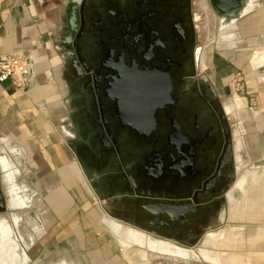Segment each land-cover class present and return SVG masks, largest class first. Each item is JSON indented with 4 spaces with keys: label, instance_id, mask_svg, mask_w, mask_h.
<instances>
[{
    "label": "flooded vegetation",
    "instance_id": "flooded-vegetation-1",
    "mask_svg": "<svg viewBox=\"0 0 264 264\" xmlns=\"http://www.w3.org/2000/svg\"><path fill=\"white\" fill-rule=\"evenodd\" d=\"M201 3L83 0L79 25H68L59 49L70 110L61 129L70 135L72 123L91 188L114 218L183 247L234 224L226 219L243 161L222 91L202 71ZM1 151L18 168L17 154ZM4 176L0 166V220L18 215L19 234L32 228L30 256L34 196L24 188L28 208H10Z\"/></svg>",
    "mask_w": 264,
    "mask_h": 264
},
{
    "label": "crops",
    "instance_id": "crops-1",
    "mask_svg": "<svg viewBox=\"0 0 264 264\" xmlns=\"http://www.w3.org/2000/svg\"><path fill=\"white\" fill-rule=\"evenodd\" d=\"M209 5L201 3L200 8L206 10ZM71 6V0H0V55L25 57L28 63L27 71L31 70L32 73L28 91L16 92L9 84H0V149L8 145L17 148L13 150V153L18 154L20 150L22 151L21 155L15 157L27 164L29 170L20 171L19 175L34 176L35 180L44 186L48 193L45 202L49 210L62 220L63 225L67 220L66 212L71 210V206L65 205L64 199H68L69 192L73 193V188L76 186V184L68 185L69 179L74 177L66 169L71 164H77L72 148V141L77 138L73 125L70 122L67 124L68 128H65L70 135L66 133V130L61 129L63 122L67 121L70 110L62 77L65 61L59 49L69 29ZM249 9L250 13L238 22L236 29H232V25L225 28L224 32L232 29L230 33L233 41L225 42L224 46H220L221 42L214 41L213 45L206 47L207 63L202 71L204 73L210 71L208 75L217 82L216 77L219 71L229 74V82L234 80L237 72L244 75L247 95L255 99L253 105L259 109L261 116V118L258 117L254 129L256 140H252L253 142L249 144L259 147V132L264 133V0L252 1ZM253 56L255 57L252 58ZM222 85L229 87V84L225 82ZM240 102L241 107H245V101L240 100ZM57 117L60 121L58 126ZM246 121H250V118ZM246 121L243 120L242 123L245 124ZM0 158L7 160L6 157ZM261 161H264V157L261 160L256 159L254 163ZM0 166L5 172L6 180H11L8 166L6 169L1 163ZM259 170L262 172L260 176ZM255 171V204L258 207L255 205V208H251L255 210V213L250 214L255 222H248L246 226L239 225L240 223L232 224L231 227H246L245 233L237 234L236 232H243V229H235L234 236L233 234L229 237L225 235L223 247L225 245L235 247L239 244L240 246L236 247L242 248H236V251L232 249V256H224L220 250L209 251L206 256L212 260L208 262L210 264H264V198H262L264 194H260L259 191V179H264V168H256ZM52 173L62 183L57 189L55 187L57 183L50 181L53 178ZM56 193L61 195L57 196ZM22 204L23 202L19 203L23 207ZM260 204L263 205L261 209ZM35 213L34 226L42 228L44 232L39 214ZM14 218L18 225L20 219L17 216ZM91 221L93 225H96L94 218ZM5 224L4 221L0 222V225ZM7 231L0 232V240L8 239ZM72 232L77 233L75 236L80 243L81 252L79 256H76L79 264H123L119 257L112 253L105 257L97 254L93 257L89 256L87 236L82 234L81 227H78L77 223L71 225V230L64 231L59 237L65 239ZM101 243L104 242L101 241ZM192 249L193 256L191 255L190 258L175 259L201 260L200 251L196 252L194 248ZM0 257L5 260L1 242ZM63 262L69 264L67 261Z\"/></svg>",
    "mask_w": 264,
    "mask_h": 264
},
{
    "label": "rangeland",
    "instance_id": "rangeland-1",
    "mask_svg": "<svg viewBox=\"0 0 264 264\" xmlns=\"http://www.w3.org/2000/svg\"><path fill=\"white\" fill-rule=\"evenodd\" d=\"M198 11L202 15L200 18V25L202 30V44L204 46V51L206 47L213 45L214 41L218 43L221 42L220 46H224L225 42L227 41H233L232 35L230 33L232 29L227 32H224L225 29L223 30V32L220 29V17L214 13L215 11L213 9V6L209 5V8L206 10L198 8ZM205 53L206 52H204L202 62L203 68L207 63ZM254 57L255 56H253L252 58ZM210 73L211 72L208 71V73L205 72L204 74H206L208 77H211L210 75H208ZM218 73L219 75H217L216 77L218 80V89L222 91L220 94L221 99L224 103L225 111L227 112L230 123L233 127L237 150L241 151L240 155L238 153V158L241 159L240 156H242L243 158V161H240L241 175L239 176L234 187V190H238L242 193H236L237 202L235 201V198L230 195V198L234 202V205L231 208V212L229 214L230 217H227L226 220L230 219V221H232L233 223H240V225L241 223H243L244 225L248 224V222H253V220H251L250 214L255 212V210L251 208H254L253 206H255V203L253 202H255L256 200V198H254L256 174L251 173L256 172V168H254V162L256 161V159L259 158V160H261L264 157V133L259 132V147H254L249 144L250 142L256 140V133L254 129L256 128V121L258 117L261 118V116L259 114V109L252 105L255 99L253 97H248L247 95L244 75L241 72H237L235 74L234 80L229 82L228 73H225L223 71H219ZM238 79H242L239 88L236 85L237 83H235ZM223 82L229 84V87H223ZM235 87L236 89H239V95L233 94ZM243 98H246L248 103H251L249 107L253 106V110L247 107V101ZM240 100L245 101V107H241ZM248 118H250V121H246V119ZM243 120L246 121L245 124L242 123ZM59 122V117H57V126L60 124ZM261 123H259V125H262ZM242 129L244 131H242ZM248 130H251V132H248ZM244 132H246V134H244ZM7 148L10 149V152H14V148H10L8 145ZM21 154L22 151L20 150V153H18L17 155L19 156ZM0 157L7 158L8 173L12 176L11 180L9 181H7L6 177L4 176L5 182L8 183L10 208L23 209L27 205L26 199H28V197L25 190L27 189L28 193L31 196H34V205L31 210L38 212L39 218L43 223L44 228L43 232L42 228L34 226L35 234L38 235V237L36 238L34 247L30 251L31 259L27 251L28 258L27 260H25L23 259L24 256L22 253H24V250L29 245L32 246V244H34V237L30 239L31 242L30 244H28L29 237L34 235L32 228L26 225L20 227V233L25 237L24 238L21 234H19V231L17 232L16 229H14L16 228L15 226L18 227L20 225V222L18 223V225H16L14 216H17L21 220L20 216L13 215L12 223H8L6 222V220H0V222L4 221L6 223L5 225H0V232L6 230H8L7 232H9L7 233L8 239L0 240L5 252V260L0 257V264H4V262L5 264H57L62 263L63 261H67L69 264H79L78 258H76V256H79V252H81V249L79 247L80 243L77 241L75 236L77 233L72 232L71 234H68L70 236L65 239H60L59 237L64 231H69V229L71 230V225L73 226L74 223H77L78 227H81L82 234L87 236L86 241L89 256L93 257L96 256L94 254H97L99 256L105 257L106 255L112 253L114 256H118L121 263L123 264H210L208 262L212 260L206 256L207 252L214 250L216 252V250H220V252L224 254V256H230V254H233L231 252L232 249L235 250L236 248H242L236 247L240 245H235V247H227L225 245L226 247H223V241L225 237H222V235H228L229 237L232 234L234 236V234L236 233L243 234L245 233L246 227L240 228L238 226H228V228L219 230L217 232H209L206 235L201 246L187 248L180 246L170 240L153 238L150 234L133 228L127 224H123L122 222L121 223L123 224V226L119 231H111L103 223L102 220L107 215L105 213H102L103 211L111 215L110 211L107 208V203L95 192V190L91 188L90 182L87 180V178H85L83 171H81L78 164H71L66 169V171L74 177L69 179L68 185L71 186L73 184H76V186L73 188V193L69 192L70 195H67L68 199H64L66 204L61 203L65 204L66 206H71V210H68L65 214V219L67 220L66 224L63 225L62 220H59L58 215L49 210V206L45 202L48 193L44 186L41 185L39 181L37 182L34 176L28 175L26 177L19 175L20 171L26 172V170H29L27 164L20 161L18 157L13 156V160L16 162V165L19 169L14 168L7 151L4 155H0ZM247 170H249L251 173H248L249 171L247 172ZM54 173H52L53 178L50 181H54V184L57 183L55 185L57 189V187L61 186L62 183L60 182V180H58ZM261 173L262 172L259 170V176ZM17 176L18 185L16 184ZM263 184L264 179H259V190H261ZM12 191H14V193ZM56 195L59 196L61 194L56 193ZM21 201L23 202V207L19 205V203H22ZM250 202H252L253 205ZM16 205L18 206L16 207ZM246 205L247 208L245 207ZM73 209L76 210L74 211ZM247 210H249L250 212ZM92 218L95 219L96 225L92 224ZM235 229H243V232L235 233ZM136 231L139 232V234L137 233L139 235V238L135 237ZM42 232L43 235L41 236ZM130 236L133 237L131 238ZM134 237L137 241L132 240L134 239ZM121 239L123 240V242ZM147 239H149V242H147ZM101 241H103L104 243H101ZM131 241H134L135 243L132 242V245ZM192 248H194L196 252L200 251L202 256V258H200L201 260L175 259L182 257L180 253L183 256H191L192 253L190 251H193ZM160 249H164L163 251L165 252L167 250V252L169 251V253H163V251ZM181 249H183V251L187 250V252H182ZM184 253L186 254L184 255Z\"/></svg>",
    "mask_w": 264,
    "mask_h": 264
},
{
    "label": "water",
    "instance_id": "water-1",
    "mask_svg": "<svg viewBox=\"0 0 264 264\" xmlns=\"http://www.w3.org/2000/svg\"><path fill=\"white\" fill-rule=\"evenodd\" d=\"M82 1L83 0H71L72 6H71L70 12H69V18L70 19H69L68 24L70 26L71 31H73V32L76 31V29L79 25V19L78 18L81 15ZM204 1L206 2V4L210 1L212 6H213L214 11L221 18L220 23H222V24L227 23L229 26L233 25L232 29L237 28L238 22H240L241 19L246 15V10L249 8V5L251 3V0H204ZM229 23H231V24H229ZM229 26H227V27H229ZM31 77H32L31 70H28L26 72V74L24 75L25 90L26 91L29 90V83H30ZM0 153L5 154V151H1ZM10 158L12 160L11 156H10ZM254 167L255 168H262V167L264 168V161L256 163ZM248 171L249 170H247V172ZM248 173H251V172L249 171ZM251 174H256V172L255 173L252 172ZM236 191H238V190H233L230 195L234 196ZM238 192H240V191H238ZM240 193H242V192H240ZM27 208H28V206L24 207V209H27ZM9 210H13V209H9ZM102 213H105L109 217L114 218L113 216H111L109 213H106L105 211H103ZM114 219H116V218H114ZM116 220L125 224L123 221H121L119 219H116ZM234 224L238 225V223H236V222ZM241 225H243V223H241ZM246 225L247 224H244V226H246ZM133 228H136V227H133ZM136 229H138V228H136ZM152 237H154V236H152ZM185 248H187V246H185Z\"/></svg>",
    "mask_w": 264,
    "mask_h": 264
},
{
    "label": "built area",
    "instance_id": "built-area-1",
    "mask_svg": "<svg viewBox=\"0 0 264 264\" xmlns=\"http://www.w3.org/2000/svg\"><path fill=\"white\" fill-rule=\"evenodd\" d=\"M27 69L28 63L25 57L0 55V84H9L11 89L16 92L24 91V75L26 74ZM241 81L242 79H238L235 82L237 83L236 85L238 88L240 86ZM238 88L236 89L235 87L233 94H238ZM243 99L247 100L246 98ZM247 107L253 110V106L249 107V103Z\"/></svg>",
    "mask_w": 264,
    "mask_h": 264
},
{
    "label": "bare ground",
    "instance_id": "bare-ground-1",
    "mask_svg": "<svg viewBox=\"0 0 264 264\" xmlns=\"http://www.w3.org/2000/svg\"><path fill=\"white\" fill-rule=\"evenodd\" d=\"M252 1H254V0H251V3H252ZM250 3V4H251ZM250 9L248 8L247 10H246V14H248V13H250ZM231 24V23H230ZM228 26V24L227 23H220V29L222 30V32H223V30L226 28ZM233 26V25H232ZM7 160H3V159H1L0 158V163H1V165L6 169L7 168V166H8V164H7V162H6ZM256 164V163H255ZM255 164H254V166H255ZM255 168V167H254ZM8 181V180H7ZM263 187L261 188V190H259V191H261L260 192V194H264V184L262 185ZM238 187V186H237ZM14 190V189H13ZM259 191H258V195H260L259 194ZM12 192H14V191H12ZM257 195V194H256ZM258 197V196H257ZM264 197V196H263ZM262 197V198H263ZM255 198V197H254ZM253 200V199H252ZM251 200V201H252ZM258 201H260V200H258ZM261 201H263L262 199H261ZM250 203H252V202H250ZM253 203H255V202H253ZM253 203H252V205H253ZM257 203V202H256ZM259 203V202H258ZM260 203H263V202H260ZM254 205H256V204H254ZM257 206V205H256ZM260 207V209H261V207L263 206L262 204H260L259 205ZM246 208H247V205L245 206ZM249 207V206H248ZM254 208H255V206H253ZM258 207V206H257ZM259 208H258V210H259ZM247 211H249V210H247ZM262 211V210H261ZM250 212V211H249ZM255 213V212H254ZM244 214V213H243ZM252 215H254L253 213H251ZM263 214V213H262ZM251 215V216H252ZM255 217H257V215H255ZM262 217V216H261ZM258 218V217H257ZM259 219V218H258ZM103 220V223L111 230V231H113V232H116V231H119L120 229H121V227L123 226V224L121 223V222H119V221H116V220H114L113 218H111V217H109L108 215H106V217L104 218V219H102ZM242 220V219H241ZM251 220H253V219H251ZM244 221V220H243ZM254 223V222H253ZM107 228V229H108ZM125 228V227H124ZM126 229V228H125ZM122 230H123V228H122ZM129 232V231H128ZM139 232L138 231H136V236L135 237H137V238H139ZM225 237V235H222V237ZM131 237V236H130ZM133 237V236H132ZM131 237V238H132ZM135 237H134V239H132V240H135ZM147 237V236H146ZM122 238V237H121ZM125 238H127V237H125ZM122 240V239H121ZM135 241H137V240H135ZM122 242H123V240H122ZM135 243L134 241H131V243ZM147 242H149V239H147ZM129 243H130V240H129ZM133 243H132V245H133ZM154 243V242H153ZM126 244V243H125ZM146 244V243H145ZM137 245V244H136ZM170 245V244H169ZM239 245V244H238ZM155 246V245H154ZM158 246V245H157ZM159 247V246H158ZM153 248V247H152ZM164 248V247H163ZM30 249V245L24 250V253H23V256H24V259L25 260H27V258H28V255H27V251ZM152 250V249H151ZM155 250V249H154ZM160 250H162V249H160ZM164 250V249H163ZM162 250V251H163ZM166 250V249H165ZM189 250H191V249H189ZM157 251H159V250H157ZM161 251V252H162ZM181 251L182 252H184L183 251V249H181ZM165 251H163V253H164ZM166 252H167V250H166ZM165 252V253H166ZM185 252H187V250L185 251ZM190 252H192V251H190ZM195 252V251H194ZM169 253V251L167 252V254ZM166 254V255H167ZM186 253H184V255H185ZM180 255L182 256V257H188V258H190V256H183L181 253H180ZM191 255V254H190ZM195 255V254H194ZM231 255V254H230ZM180 256V257H181ZM193 256V255H192ZM229 256V255H228ZM232 256V255H231ZM184 260V259H183ZM215 261V260H214ZM62 264H66L65 262H63Z\"/></svg>",
    "mask_w": 264,
    "mask_h": 264
}]
</instances>
